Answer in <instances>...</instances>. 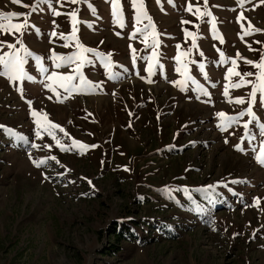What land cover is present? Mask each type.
Wrapping results in <instances>:
<instances>
[{"label": "rangeland", "instance_id": "rangeland-1", "mask_svg": "<svg viewBox=\"0 0 264 264\" xmlns=\"http://www.w3.org/2000/svg\"><path fill=\"white\" fill-rule=\"evenodd\" d=\"M135 3L0 0L25 25L0 32V56L33 77L0 64V264H264V107L257 92L250 118L251 85L225 78L233 59L258 71L245 59L264 51V0ZM53 53H80L91 86ZM32 111L60 128L37 136Z\"/></svg>", "mask_w": 264, "mask_h": 264}, {"label": "snow or ice", "instance_id": "snow-or-ice-1", "mask_svg": "<svg viewBox=\"0 0 264 264\" xmlns=\"http://www.w3.org/2000/svg\"><path fill=\"white\" fill-rule=\"evenodd\" d=\"M12 2L15 3V4H19L20 0H12ZM136 6L137 5L135 3V0H133V7L135 8ZM113 10H114L113 14L115 15L116 14L115 13V4H113ZM188 10L191 11V5H189V9ZM197 12H199V9H197ZM56 14H59V13H56ZM19 15H21V14H19L17 12H14V11L13 12H7V13H0V32L7 31L9 28L10 29H14L17 32L21 31L25 27V25L22 24V23H13L12 22V18L18 17ZM71 15L73 16V18L75 17V13H72ZM137 19H139V14L137 16ZM5 21H7V26L5 25ZM74 23H75V20H74ZM150 26H151V24L146 25L145 28H148ZM75 31H76V29L74 27L73 28V35L75 34ZM256 31H259V30H256ZM52 34L55 35V33H52ZM63 38L67 40L70 37H63ZM2 43L3 42H0V44H2ZM258 43H260V42H258ZM77 46L82 48V50L84 52H93L94 51L93 49H90V48H83V46L79 45V44ZM8 47L11 49V48H13V45L12 44H8ZM177 47H179V45ZM249 50H251V46H249ZM24 51L27 52V49L25 48ZM95 54H96V56L100 57L102 60H107V58H105L103 53L96 52ZM109 56H110V54H109ZM74 57L76 59H79L80 62H81V64L76 67V72L80 73V66H82V64L84 62V57L80 53H74L73 55L66 56V57H57L56 54L53 53V57L52 58L54 60H59V61H61L63 63H66V64H71V63H73ZM237 58H240L238 52H237ZM39 59L40 58L37 57V60H39ZM221 61L222 62L225 61L223 53H221ZM245 62L247 64H249V65H253V67L258 69V71L256 73L245 72L243 75H241L239 72H237L235 70L236 59H233L232 60L233 67L228 68L227 75H226L225 78L227 79L228 75L240 76L239 83L231 85L232 87H241V86L249 85V84L251 85V91L249 93V99L247 101L248 108L245 111L247 112V115L250 118H252L253 120H256L257 117H256V115H255V113L253 111V104L255 102V99H256V96H257V92L260 93L261 106L264 107V51L261 52V56H260V61L259 62H254L252 60H247V59H245ZM0 64L4 65V68H5V73L4 74L7 75L10 80L23 79L25 76H27L28 80H32L33 79V77L28 76L27 73L24 71V68H23L24 60H23V58L18 56V55H16L14 52L6 53L5 56H0ZM59 66H60L59 63L56 64V67H59ZM104 66L106 68L110 67V61L105 62ZM251 75H255L256 76V81L255 82H253L251 80H245L244 79V76H251ZM63 79L65 81H71L72 80V76L71 75H67V76L63 77ZM80 80H81V84L82 85L83 84H89V86H91L90 82H88L85 79V77L83 76L82 73H80ZM225 95L226 96L228 95L227 86H226V89H225ZM234 102L238 103V104H243V103H245V99H244V97H236ZM28 104L31 105V101H28ZM32 115L34 117H37V119L35 120V124H36V127H37V132H36L37 136L40 135L41 127H43L46 131H48L49 135H54L53 129L60 128V126L58 124H53L51 121H45L42 124V121H41V118H40L41 114L37 113L36 111H32ZM217 115L224 120L225 124L230 123L234 119V117L228 116L224 112H219V113H217ZM2 127H4V126H0V128H2ZM244 127H245V129H247L248 125L245 124ZM260 128L262 130V133H264V124H261ZM61 131H63V129H61ZM19 138L20 139H24V137H22V136L19 137ZM56 143H57V146L61 148V150H67V149H65V145L61 144L59 142V140H57ZM73 145L74 146L78 145L81 150L87 149L89 147H95L94 145H86V144H83V143H81L79 141H75V140H73ZM32 147L36 148L37 145L35 143H33ZM46 147H50V145H47ZM234 147H236L237 150H241L240 149V145H235ZM29 158L31 159V156H29ZM52 159H55V157H52ZM256 160H257V163H259L261 165H264V146H262L260 153L256 156ZM33 163L37 167H39L41 164L44 163V161L43 160H41V161L33 160ZM89 183H91V181H89ZM209 187H212V186L210 185ZM258 200H259V198H255L254 199V203H257Z\"/></svg>", "mask_w": 264, "mask_h": 264}, {"label": "trees", "instance_id": "trees-1", "mask_svg": "<svg viewBox=\"0 0 264 264\" xmlns=\"http://www.w3.org/2000/svg\"><path fill=\"white\" fill-rule=\"evenodd\" d=\"M128 233H129L128 230H126V231H124V232H122V231L117 232V231L115 230V228H114V229H112V231H111V237H112L115 241H117V242L122 241V239H127V240L131 241L132 239L136 238L135 235H130V234H128ZM140 236H141V237H140V239H139V243H140V244H143L144 241H145V239H143L144 237H143L142 234H141ZM172 238H173V237H172Z\"/></svg>", "mask_w": 264, "mask_h": 264}, {"label": "bare ground", "instance_id": "bare-ground-1", "mask_svg": "<svg viewBox=\"0 0 264 264\" xmlns=\"http://www.w3.org/2000/svg\"><path fill=\"white\" fill-rule=\"evenodd\" d=\"M90 99H92V98H88V100H90Z\"/></svg>", "mask_w": 264, "mask_h": 264}]
</instances>
